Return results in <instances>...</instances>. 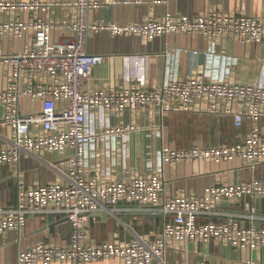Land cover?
I'll use <instances>...</instances> for the list:
<instances>
[{
	"label": "built area",
	"instance_id": "2783aa9c",
	"mask_svg": "<svg viewBox=\"0 0 264 264\" xmlns=\"http://www.w3.org/2000/svg\"><path fill=\"white\" fill-rule=\"evenodd\" d=\"M131 2V1H126ZM93 0H0V46L5 36L25 38L21 49L0 50V61L9 66L7 85L0 89L4 107L3 124L9 127L7 144L0 149V168L15 166L22 155L37 158L50 152L71 150L61 182L28 186L19 182L16 203L0 205V233L25 230L28 220L37 216H60L70 224L69 239L62 245L37 244L20 252L16 264H91L102 259H117L120 264H168L172 249L188 252V245L217 241L235 247H264V226L253 200L264 198V179L217 184L201 195L168 197L159 173L110 179L96 172L86 175L90 146L98 147L107 135L136 130L124 126L116 130L89 132L88 113L121 115L126 112L153 113L160 127L169 113L205 111L218 117H231L235 128L249 130L233 145H194L182 149L162 147V162L239 161L255 169L264 163V80L231 82L207 80L203 72L186 79H174L160 86H123L110 90L91 88L88 82L94 69L106 57L90 54L87 40L91 33L153 39L168 33L201 35L209 43L223 38L264 44V0L261 16L228 14L211 8L203 14L150 16L141 23L91 22ZM55 6L72 7L77 15L72 22H57L49 17ZM18 12L29 13L27 20ZM46 16H41V14ZM3 14L10 16L2 20ZM69 29L74 38L54 42L55 28ZM197 52H194L196 54ZM210 50L206 55L209 56ZM264 74V63L262 67ZM263 78V77H262ZM33 99L41 110L21 113L20 101ZM243 203V212H224L222 203ZM161 215L162 229L153 235L133 232L122 243L96 242L92 236L93 214L106 213L126 225L120 213ZM177 264H211L182 258Z\"/></svg>",
	"mask_w": 264,
	"mask_h": 264
},
{
	"label": "crops",
	"instance_id": "0c3cea01",
	"mask_svg": "<svg viewBox=\"0 0 264 264\" xmlns=\"http://www.w3.org/2000/svg\"><path fill=\"white\" fill-rule=\"evenodd\" d=\"M28 1V0H24ZM59 2L65 0H46ZM89 20H104L118 24L141 23L150 16L186 15L205 13L211 8L228 14L261 16L262 0H93ZM131 1V2H126ZM77 11L72 7L55 6L49 17L57 22H72ZM23 20L29 13L18 12ZM41 16H46L43 13ZM3 14L1 19L8 20ZM69 29L55 28L54 42L72 41ZM26 39L2 38L0 50L21 49ZM210 50L209 56L206 55ZM87 51L106 57L94 69L88 86L105 90L123 86H160L174 79H186L203 72L207 80L231 82H258L264 80V44H242L232 38H223L209 43L201 35L168 33L153 39L139 36L112 35L106 31L91 33L87 40ZM194 52H197L194 54ZM9 66L0 61V89L7 85ZM263 77V78H262ZM21 113L41 110V103L33 99L20 101ZM5 109L0 105V149L7 144L9 127L3 124ZM89 132L116 130L128 126L136 130L118 132L103 137L98 145L90 146L86 175L96 170L107 174L110 179L123 180L131 175L159 173L165 183V195L179 197L201 195L217 184L249 182L264 179V163L255 169L242 166L239 161L209 162L191 161L171 165L162 162L159 152L162 147L182 149L194 145H233L249 130L246 124L238 131L231 117H218L205 111L185 113L175 110L160 119L153 113L126 112L121 115L88 113ZM264 129V121L261 122ZM72 151L50 152L37 158L22 155L15 166L0 168V205L16 203L19 182L37 186L50 182H61L67 169V159ZM260 216L264 217V198L253 200ZM224 212H243V203H222L218 207ZM123 225L106 213L93 214L92 236L96 242L122 243L132 237L133 232L153 235L158 233L165 218L161 215L120 213ZM264 226V220L258 222ZM70 235V224L60 216H37L28 220L25 230L0 233V264H16L18 254L37 244L62 245ZM190 261H208L211 264H264V247L250 249L221 244L217 241L196 242L185 249H172L167 257L168 264H177L182 258ZM35 264H43L38 262ZM51 264H70L54 261ZM91 264H120L117 259H102Z\"/></svg>",
	"mask_w": 264,
	"mask_h": 264
}]
</instances>
